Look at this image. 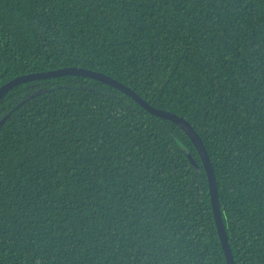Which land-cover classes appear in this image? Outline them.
Masks as SVG:
<instances>
[{
	"label": "trees",
	"instance_id": "16d2710c",
	"mask_svg": "<svg viewBox=\"0 0 264 264\" xmlns=\"http://www.w3.org/2000/svg\"><path fill=\"white\" fill-rule=\"evenodd\" d=\"M65 66L186 118L236 264H264V0H0V86ZM0 264H227L189 135L91 77L10 89Z\"/></svg>",
	"mask_w": 264,
	"mask_h": 264
},
{
	"label": "water",
	"instance_id": "95a60500",
	"mask_svg": "<svg viewBox=\"0 0 264 264\" xmlns=\"http://www.w3.org/2000/svg\"><path fill=\"white\" fill-rule=\"evenodd\" d=\"M70 74L91 77L121 90L122 92L133 98L138 104H140L148 112L176 122L189 135V137L191 138L192 142L194 143L195 147L199 152L204 169L207 173L213 214L227 264H236L231 249V245L229 242V237L226 231L225 223L223 220L214 165L212 163L211 157L207 151L206 146L204 145L201 136L186 118L170 110H166L164 108H159L152 105L145 98H143L138 92H136L134 89H132L130 86L126 85L125 83L117 80L116 78L104 72L93 70L91 68H85L82 66H65V67L30 72L15 76L14 78L8 80L2 86H0V101L10 89H12L13 87H15L20 83L31 80L53 78L56 76H63ZM193 162L195 163L194 160Z\"/></svg>",
	"mask_w": 264,
	"mask_h": 264
}]
</instances>
